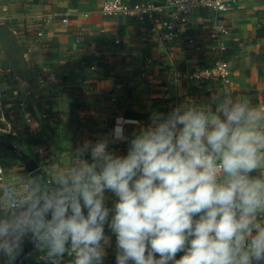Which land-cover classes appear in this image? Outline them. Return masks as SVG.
<instances>
[{"label":"clouds","instance_id":"clouds-1","mask_svg":"<svg viewBox=\"0 0 264 264\" xmlns=\"http://www.w3.org/2000/svg\"><path fill=\"white\" fill-rule=\"evenodd\" d=\"M123 123L0 215L4 264L26 238L48 264H103L106 225L116 264H264V106L221 90L153 113L131 138ZM116 141L125 155L109 150Z\"/></svg>","mask_w":264,"mask_h":264},{"label":"crops","instance_id":"crops-1","mask_svg":"<svg viewBox=\"0 0 264 264\" xmlns=\"http://www.w3.org/2000/svg\"><path fill=\"white\" fill-rule=\"evenodd\" d=\"M103 1L0 0V22L13 20L17 25L24 42L18 53L22 67L36 68L42 86L20 103L14 89L0 97V132L15 137L16 146L41 165L33 177L25 166L7 164L12 158L9 151L3 152L0 215L11 210L8 193H14L15 200L24 199L34 179L44 183L56 170L70 166L85 141L111 140L118 119H128L122 126L131 138L150 123L153 113L166 115L181 104L207 103L221 90L264 106V0H237L218 15L197 8L167 40L151 33L147 21L105 13ZM123 1L135 5L162 0ZM215 17H221L228 29L221 36L222 52L211 39ZM220 54L230 69L225 80L190 76ZM27 116L37 125V134L31 132ZM127 149L126 141L109 145L117 155H125ZM105 196L106 206L112 208L117 198L110 192ZM105 234L111 244L103 264H116V238L107 225ZM29 244L26 238L23 250ZM32 249L22 264H48L39 246ZM66 262L70 264L67 257Z\"/></svg>","mask_w":264,"mask_h":264},{"label":"built area","instance_id":"built-area-1","mask_svg":"<svg viewBox=\"0 0 264 264\" xmlns=\"http://www.w3.org/2000/svg\"><path fill=\"white\" fill-rule=\"evenodd\" d=\"M237 0H162L159 3L150 1L147 3L129 5L123 0H104L102 9L108 14H123L129 19H139L149 23V30L161 39H171L176 34V29L190 20L191 15L197 8H205L215 14H220L230 7ZM211 25V39L215 41L220 52L223 50L221 36L228 31L221 17H215ZM66 21V19H64ZM199 48V46L197 47ZM230 72L228 61L220 54L211 60L209 65H204L190 73L192 78L200 81L225 80ZM2 94L0 93V97ZM46 115L44 114L43 117ZM26 122L33 134L38 133V127L31 116L26 117ZM125 119L124 121H127ZM50 181V180H47ZM14 193H8L7 204L13 205ZM64 264H68L67 262Z\"/></svg>","mask_w":264,"mask_h":264},{"label":"rangeland","instance_id":"rangeland-1","mask_svg":"<svg viewBox=\"0 0 264 264\" xmlns=\"http://www.w3.org/2000/svg\"><path fill=\"white\" fill-rule=\"evenodd\" d=\"M13 22H0V93L3 96L4 92L14 89V95L20 103L25 97H29L31 90L40 91L42 86L39 84L41 75L36 68H28V64L26 68L22 67L23 60L18 53L24 47V42L20 40L17 25ZM31 93L34 95V92ZM25 104L29 105L28 101ZM39 112L41 113V109Z\"/></svg>","mask_w":264,"mask_h":264},{"label":"water","instance_id":"water-1","mask_svg":"<svg viewBox=\"0 0 264 264\" xmlns=\"http://www.w3.org/2000/svg\"><path fill=\"white\" fill-rule=\"evenodd\" d=\"M11 151L15 153L17 158L23 163L26 170L32 173L34 170H39L41 168L40 163L23 148L17 147L13 142H3ZM33 244L30 243L21 253V255L16 259L14 264H22L25 260V256L28 253H32Z\"/></svg>","mask_w":264,"mask_h":264},{"label":"trees","instance_id":"trees-1","mask_svg":"<svg viewBox=\"0 0 264 264\" xmlns=\"http://www.w3.org/2000/svg\"><path fill=\"white\" fill-rule=\"evenodd\" d=\"M17 141V139L13 136H11L10 134L8 133H2L0 132V157L3 156V152L4 151H9L10 152V155H11V158H12V162L10 161H6L7 164H15V163H18L22 166L23 163L17 158V156L15 155V153L13 151H11L3 142H15ZM15 144V143H14ZM42 176H43V173L41 172ZM47 182V179L44 180V183Z\"/></svg>","mask_w":264,"mask_h":264}]
</instances>
